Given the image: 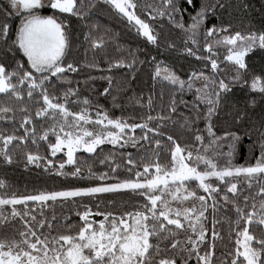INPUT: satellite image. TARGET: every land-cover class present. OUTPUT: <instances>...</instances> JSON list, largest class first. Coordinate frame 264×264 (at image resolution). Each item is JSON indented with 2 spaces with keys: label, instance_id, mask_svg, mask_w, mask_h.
<instances>
[{
  "label": "snow or ice",
  "instance_id": "6c2138e0",
  "mask_svg": "<svg viewBox=\"0 0 264 264\" xmlns=\"http://www.w3.org/2000/svg\"><path fill=\"white\" fill-rule=\"evenodd\" d=\"M101 3L125 19L128 27L135 29L138 36L157 49L161 48L162 43L168 48L175 47L155 30L152 23L157 17H167L170 24L187 36L183 51L197 60L206 61L205 68L210 64L209 72L193 70L185 79L164 61L152 57L155 62L151 77L153 87L158 82L161 84V98L164 87L171 89L167 115L163 111L155 117L149 114L138 124L126 118H112L106 110H97L93 119L90 115L92 102L86 96L81 99L78 88H68L61 95H56L57 89L65 81L66 73L78 71V66L67 61L72 43L69 31L71 18L88 21ZM183 3L185 6L181 7V0H160L158 5H146L148 19L138 15L136 0H7L0 7V52L11 53V63L0 60V94L22 101L26 92L28 99L35 100L38 105L35 117L51 119L50 126L44 127L39 134V140L48 143L53 157L57 153L66 156L59 164L57 175L80 176L79 167L66 173L63 171L65 165L76 164L78 151L94 153L105 143L121 148L127 145L136 147L141 141L150 142L149 133H152V139L159 147L161 140L158 137L165 135L162 130L164 122H176L173 114L177 112L178 97L179 103L189 108L188 102L183 99L185 93L193 94L190 111L195 113L194 116H185L180 122L188 135V141L183 146L173 135H167L171 147L170 160L166 163H161L157 155L156 160L143 162L140 170L141 165H137L132 155L128 154L126 166L129 175L115 183L67 187L36 194L4 192L0 195V228L13 223L16 217L29 215L28 202L46 205L48 201L96 198L98 194L121 190H131L143 198L142 203H133L131 210L126 209L119 215L108 211L93 212L91 207L84 205V210L77 213L80 225L69 227L67 232L57 235H48L43 231L45 227H53L55 217L51 221H37L36 216H32L35 226L25 220L24 230L17 233L19 239L0 238V264H189L193 256L197 264H214V249L220 234L216 231L214 217L211 241L208 242V229L204 224L207 200H212L215 213L219 203L216 197L225 186L227 192L221 199L227 204V193L235 197L241 192L238 187L240 177L248 182L249 187L253 178L264 177V119L259 124L253 122L246 125L247 111L236 108L225 112L228 98L237 86L241 89L248 87L250 92L264 97V74L251 72L246 61V57L255 50L264 51V27L234 31L230 24L223 22L213 23L209 27L206 21L216 17L218 10L225 7L223 0H203L198 8L196 0H183ZM45 9L50 10L51 14H42ZM185 13H188L190 23L184 20ZM13 17L19 18L18 25L10 23ZM97 31L99 26L92 23L84 34L85 41L92 49L105 46L103 35H95ZM201 31L205 37L203 52L207 55L198 54L197 36ZM189 41L196 46L195 49L188 46ZM125 64L124 60L115 62L116 67ZM222 64L224 67H221ZM112 66L110 64L109 69ZM135 66L134 57L127 67L131 70ZM89 67L98 65L92 63ZM108 83L104 94H110L113 88L111 77ZM70 97L76 99L70 100ZM255 102V98L250 101L252 105ZM70 103L81 105L80 110H71L68 106ZM151 106L150 96V109ZM9 112L14 113V109L0 107V113L5 114L0 115V120L15 121V114L6 115ZM21 112L23 118L19 127L24 130L23 135L0 132V158L9 165L13 163L11 145L26 143L29 135L32 143H37L38 134L29 108L24 106ZM226 115L231 116V127L223 126ZM201 118L204 121L202 129L198 126ZM154 120L157 121L156 125L150 126ZM30 124L33 127L29 128ZM136 129L144 131L139 139L135 135ZM218 132L221 134L218 135ZM51 136L55 137V142L51 141ZM245 138L251 141L253 150L258 149L259 155L254 157L255 163L236 165L232 163V157ZM225 144L227 153L223 151ZM209 151L212 155H209ZM223 156L228 159L221 164L219 158ZM42 160L38 153H26L27 164L39 166ZM49 165L55 167L50 159L45 168ZM111 171L116 173V167ZM89 175L95 174L89 170ZM99 179L107 180L108 174H99ZM193 183L195 187L191 186ZM4 188H7L6 182L0 180V189ZM197 189L206 195L199 194ZM257 196L260 197L259 202L252 197L250 207V197L247 195L244 196V207L235 199L231 201L237 219L230 222L229 245L221 264H264V184L259 187ZM189 199L199 201L200 207H196L195 203L191 207H184V201ZM173 201L181 206L174 207ZM21 204L25 205L23 213L16 209V205ZM7 206H11V212L4 215L3 209ZM94 216L103 218L96 220ZM252 225L260 227L258 234L253 231ZM181 231L186 236L185 241L177 239ZM206 242L207 247L201 249ZM185 253L186 258L178 260V255L184 256Z\"/></svg>",
  "mask_w": 264,
  "mask_h": 264
},
{
  "label": "trees",
  "instance_id": "16d2710c",
  "mask_svg": "<svg viewBox=\"0 0 264 264\" xmlns=\"http://www.w3.org/2000/svg\"><path fill=\"white\" fill-rule=\"evenodd\" d=\"M138 4L137 13L144 19H148L146 5H158L160 0H136ZM203 0H196V6L199 7ZM7 0H0V7H3ZM225 7L218 10L216 17H211L206 21V26H211L213 23L230 24L232 30H246L249 27L260 29L264 27V0H223ZM247 5V7H245ZM183 0H181V7H184ZM192 11L191 9L189 10ZM44 15L51 14L50 10L45 9ZM184 20L190 23L188 13L184 14ZM10 23L15 26L20 23L18 17H13ZM95 23L99 26V31L95 35H103L105 46L100 49H92L90 44L85 41V33L89 31V26ZM155 30L162 33L168 41L175 45L174 48H168L166 44L162 43L160 49L154 45H149L144 38L137 35L135 29H131L127 25V21L115 14L109 6L100 4V7L95 10L88 21H80L76 17L71 18V27L69 31L72 36L71 48L67 53V61L73 62L78 66V71L67 72L65 81L61 88H58L56 95H61L62 92L68 88L79 89L80 98L88 97L91 103L90 115L93 119L96 117L97 110H106L110 117L126 118L131 122L142 123L143 119L151 114L153 117L163 111L165 115L168 112V103L170 100L171 89L168 87L163 88V97L161 98L162 86L158 82L153 87L152 73L155 69V62L152 57L157 61H164L182 78L187 77V74L193 70L210 71V64L205 68L207 63L204 60H197L195 56H189L183 51L185 47V40L187 36L180 29L175 28L169 23L167 17H157L156 21L152 22ZM199 41V55H207L203 52V45L205 37L203 31L197 36ZM189 47L196 48L195 45L188 42ZM223 51V50H221ZM136 59V66L131 70L127 67V63H131L133 58ZM221 60L223 56L221 55ZM0 60L5 63H11V53L4 54L0 52ZM118 60L126 61L125 66L116 67L115 62ZM249 69L255 74H264V51L255 50L253 53L246 57ZM143 62V63H141ZM95 63L98 67H89V64ZM113 66L109 69V65ZM224 67V64L221 65ZM111 77L113 81V88L110 94H104V88L109 87L108 78ZM152 97V106L149 108V97ZM255 98V105L250 101ZM76 97H70V100H75ZM183 99L188 102L189 108L184 104L177 103V112L173 114V120L176 122L165 121L163 126L164 136L158 137L161 140V145L157 147L155 139H152V133H149L150 142L141 141V143L133 147L127 145L123 148L120 146H113L110 144L100 145L94 153H87L78 151L76 154L75 165H65L64 172L71 173L75 167L81 169V175L73 177L71 175H57L59 164L65 160L63 153L57 154L53 157L48 150V143L39 140V134L42 133L43 128L50 126L52 123L50 118H36L35 111L38 106L35 100H29L25 92L22 101L16 100L10 95L0 94V107H11L13 112L6 115L12 116L15 114V121L0 120V132L4 134L15 133L17 136L23 135L24 130L19 127L23 118L21 108L27 106L33 116V124L37 132V143H32V137L29 135L26 143L16 142L10 146V152L13 156V163L6 164L0 158V180L6 182L7 188L0 189V195L4 192H15L17 194H36L40 191L61 190L67 187H86L93 186L100 183H115L119 179L128 177V168L126 166L127 155L131 154L133 160L137 165L147 161H154L159 156L161 163H166L170 160V147L171 143L167 140V135L171 134L177 138L178 142L183 146L188 141V135L185 129H182L180 122L183 121L185 116H194L195 113L190 111L191 102L193 100L192 93H185ZM69 108L73 111H79L81 105L70 103ZM203 108V105L200 106ZM239 108L247 111L245 124L253 122L259 124L264 119V97L259 93L250 92L248 87L241 89L239 86L234 88L232 94L228 98V103L225 105V112ZM0 115H5L0 113ZM226 123L224 127H231L232 119L230 115L225 116ZM157 121H152L150 126H155ZM29 125V128L33 127ZM198 126L202 129L204 121L198 122ZM221 134L218 132V135ZM135 135L139 137L144 135V131L136 129ZM206 135V133H205ZM52 142H55V137H50ZM207 143V141H205ZM31 151L38 153L43 160L37 164H27L26 153ZM223 151L227 153V145L223 146ZM209 155L212 152L209 151ZM259 155L258 149L253 150L251 141L247 138L243 140L242 145L237 147L236 152L232 157V163L236 165L255 163V156ZM52 160L55 167L49 165L45 168L48 160ZM227 156L219 158V162L224 164L227 162ZM104 161V163H101ZM116 167V173H112L111 169ZM89 170L95 175L90 176ZM107 173L108 179L101 181L99 174ZM134 177V171L132 173ZM259 179V183L257 182ZM264 184V177L253 178L251 187L248 182L243 178H239L238 187L241 192L233 197L232 193H227L229 202L227 204L221 199L227 192L226 186L216 197L219 201L215 213L212 208V200L208 201L207 209L205 212L206 220L204 221L205 227L208 229V242L211 241V230L213 227V218L216 221V231L220 234V239H217L214 249L215 259L214 264H221V261L226 255L225 249L229 245V230L230 222L237 219L235 208L231 201L235 199L237 203L244 207V196H249V207L252 203V197L256 198L259 202L260 197L257 196L259 187ZM195 187L193 183L191 185ZM199 194H203L197 190ZM136 202H143V198L133 193L131 190H121L115 193L98 194L96 198L85 197L74 198L68 201H48L46 205L38 207L32 202H28L27 208L30 212L36 213L37 221L40 219L56 220L53 222V227L43 229L45 234L57 235L59 233L67 232L69 227H78L80 225L79 216L77 213L83 211L84 205L92 208L93 212L108 211L119 215L124 210H131V205ZM98 206V207H97ZM21 209L25 205H18ZM11 206L4 209L10 210ZM35 208V211L32 210ZM103 217L98 216L97 219ZM35 224V222H33ZM22 224L19 220H14L5 228H0V238L7 237L11 239L15 237L19 239L18 231H21ZM234 227L235 225L232 224ZM252 229L257 234L260 227L252 225ZM234 235V234H233ZM177 239L181 241L186 240L183 231ZM234 243V240H233ZM207 247V242L201 245V249ZM178 255V260L186 258ZM189 264H197L195 256L189 260Z\"/></svg>",
  "mask_w": 264,
  "mask_h": 264
},
{
  "label": "rangeland",
  "instance_id": "374dc122",
  "mask_svg": "<svg viewBox=\"0 0 264 264\" xmlns=\"http://www.w3.org/2000/svg\"><path fill=\"white\" fill-rule=\"evenodd\" d=\"M105 144H108V143H105ZM111 145V144H110ZM116 146H119V145H116ZM80 151H83V150H80ZM57 154H59V153H57ZM65 158H66V156H65ZM198 190V189H197ZM200 191V190H199ZM200 192H202V191H200ZM204 194V193H203ZM204 195H206V194H204ZM208 201H210V199L209 200H207V203H208ZM193 203H195V205H196V207H200V202L199 201H193V200H191V199H189V200H187V201H184V204H183V206L184 207H191L192 205H193ZM36 205L38 206V207H40V203H36ZM173 206L174 207H179V206H181L178 202H175V201H173ZM16 209H17V211H19V212H21V213H23L24 211H25V207H22L21 209L18 207V205H16ZM32 210H34L35 211V208H33ZM27 211H28V213H29V215H27V216H24L23 218H21V217H16L15 218V220H19L20 221V223L22 224V230L21 231H23L24 230V222H25V220H27L29 223H32L33 224V226H35V224L33 223V221H32V219H31V217L32 216H36L35 214L36 213H32V212H30L29 210H28V208H27ZM3 212H4V215H9L10 214V212H11V208H10V210L8 211V210H6V209H3ZM97 217L98 216H94L93 217V219H96V220H100V219H97ZM189 234H190V232H189Z\"/></svg>",
  "mask_w": 264,
  "mask_h": 264
}]
</instances>
